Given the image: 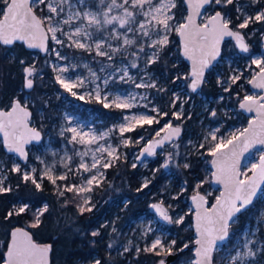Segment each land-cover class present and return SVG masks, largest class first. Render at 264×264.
Masks as SVG:
<instances>
[{
    "label": "snow or ice",
    "instance_id": "obj_1",
    "mask_svg": "<svg viewBox=\"0 0 264 264\" xmlns=\"http://www.w3.org/2000/svg\"><path fill=\"white\" fill-rule=\"evenodd\" d=\"M186 2L190 12L184 21L180 22L176 20L173 11L177 6L176 0H0V4L3 5L0 9V46H11L16 41H23L28 48H38L45 53L52 52L59 60H67L68 57L55 48L50 49L47 43L49 39L61 47L75 48L89 54L94 52L95 56L104 57L108 61H114L116 55L123 58L129 49H136L131 52L134 59L123 64L122 67L114 64L102 65L101 72L106 68H112V72L103 78L90 68V79L79 76L73 79L65 76L64 74L70 69L77 67L75 64L59 67L53 65V70L57 73L56 82L73 96L79 95L81 100L87 95L102 103L104 108L125 110L142 106L146 110L140 114L125 116L123 118L125 123L99 134L94 130L85 131L79 124L73 125L72 118L66 117L67 126L61 128L59 135L65 139L66 144L83 147L82 151H74V154L80 157L75 167L72 166L73 157L65 152L60 160L64 169L62 172L55 171V164H46L40 157H36L44 165L40 174L37 173L36 168L22 169L19 163L14 164L9 171L18 173L23 182H30L38 191L43 190L42 184L46 179L55 188V194L64 198L63 206L74 203L80 215L92 212L95 205L92 204V197L88 194L94 187L102 184L105 179L103 170L112 167L120 160L122 155L120 147L133 143L131 137H124V134L135 131L137 127L160 124L161 118L168 116L167 112H162L156 106L149 108L151 101L146 94L139 95L129 91L125 95H113L107 91L110 81L131 83L135 88L156 89L157 92L166 91L158 87L157 80L146 71V68L162 60L164 49L169 44V36L175 32L182 38L184 56L192 62L190 73L186 76L176 75L175 80L190 81L188 87L192 92H196L205 83L206 71L220 56V46L224 38L232 37L242 52H248L249 45L246 43L245 34L240 30L248 28L249 24L264 23V0H251L252 4L259 5L252 15H245L237 8L239 14L236 20L239 23L235 24L223 10L228 5H233L234 0H186ZM217 6L220 10H216ZM45 9L47 14H37L38 11L43 13ZM202 9H213V14L206 16L203 22L197 23V18L202 15ZM145 47L153 51L150 55L145 53V68L141 69L144 74L137 82L135 77L130 75L129 69L140 68L137 61L140 53L145 52ZM19 63L24 65L23 87L31 90L39 70L34 63H26L23 59ZM253 63L260 71L249 83L256 88L264 89V59L254 60ZM84 67L87 68L88 65ZM241 76L242 73L231 75L228 81L230 84H236ZM100 82L104 86L103 89ZM218 83L223 82L218 80ZM89 85L93 86L91 91L88 90ZM80 88L85 89L83 94L73 91ZM230 90V86L224 88L226 92ZM109 96H112L111 100ZM30 100V97L21 100L17 96L10 100L7 110L0 109V133L3 134V145L9 153H16L24 161L29 158L25 145L41 140L40 131L29 125L32 116L29 110ZM139 101L147 102L141 105ZM177 101H180V96L174 93L171 107H176ZM239 107L248 112L255 111L257 119L250 122L248 127L238 134L231 133L227 137L218 138L216 133L219 128H217L204 138L208 145L207 154L214 158L211 163L216 170L212 175L217 183L224 186V191L211 207H205L208 201L199 192L191 198L195 205V227L198 234V238L194 241L196 248L193 264H215L214 253L228 240L230 224L236 222L237 214L252 205L255 199L264 197V152L260 154L258 162L253 163L247 171H240V159L243 154L256 144L264 145V96L245 95ZM182 112L181 103L180 110L173 112L172 115L180 119ZM211 114L216 116L215 111ZM117 130L122 139L120 145L113 146L107 142V138ZM161 132L165 133L162 137ZM180 133V126L173 127L171 121H167L159 131L155 132L156 137L160 138L147 141L140 155L143 156L144 153L149 156L155 155L157 148H163L166 142L172 143ZM143 139L144 137L140 136L135 142L138 143ZM100 141L105 143L101 144ZM173 147L178 145L173 144ZM194 147L199 151L205 148V143ZM88 156L91 157L90 163L84 159ZM173 159V154L168 153L162 167L168 168ZM177 166H180L179 163ZM132 167L135 168L136 164L133 163ZM182 167L188 169L191 164L185 162ZM249 172L251 175L248 174ZM85 173L90 175L85 176ZM77 177L80 180L74 183L73 180ZM5 179V176L0 175V194L13 191L10 185H5ZM147 186L148 182L145 181L143 187ZM199 187L200 184H197L196 188ZM66 194L72 196L69 198ZM28 207L27 204H23L18 209L9 211L5 219L24 213ZM151 207L163 220L169 223H183V216L173 220L168 208L163 206V201ZM48 211L47 204L36 209L30 227H39L42 223L41 217ZM112 231H116L115 227ZM151 231L149 226L143 236L147 237ZM100 234L99 230L90 233L92 237H98ZM92 243L95 241L93 240ZM112 246V243L108 244L109 248ZM188 248L187 243L178 247L177 240L156 236L150 243H146L143 249L136 246L135 252L137 255L141 251L153 253L162 257L157 264H166V258L172 255L174 250L183 252ZM243 248L246 251L237 250L235 255L228 254L224 258V264H257L256 257L264 254V241L257 244L256 240H249L246 237ZM50 250V245L36 243L29 231L15 228L11 232L5 264H48ZM132 250L129 241V245L124 246L123 253ZM94 264H101V261L96 259Z\"/></svg>",
    "mask_w": 264,
    "mask_h": 264
},
{
    "label": "rangeland",
    "instance_id": "obj_2",
    "mask_svg": "<svg viewBox=\"0 0 264 264\" xmlns=\"http://www.w3.org/2000/svg\"><path fill=\"white\" fill-rule=\"evenodd\" d=\"M184 5V0H176V8L173 11L176 14V20L183 22L186 18V7L185 10L180 6V4ZM235 9L239 8L241 12L245 15H252L255 13L257 7L259 5L252 4L251 0H234ZM43 7V6H41ZM234 7V6H233ZM216 10H220L219 6H217ZM38 13V12H37ZM39 14V13H38ZM47 14V9L44 12H40L39 15ZM213 14V9H206L203 14L202 22L206 16ZM239 14V13H238ZM230 16V15H229ZM241 29L240 31H242ZM59 35V34H58ZM177 34L175 32L171 33L169 36V44L164 49V52L168 48H173L175 50L179 46H175ZM63 38V37H62ZM248 40L249 43V51L247 53L241 52L236 44L232 41H229L224 46L223 57L221 61L209 71L206 82H210L212 87L220 88L218 90L217 96H210L204 92L202 89L198 94H195L188 87L190 81L180 79L175 80L176 75L186 76L190 73V68L188 66V71H186L184 65L181 63V59L175 57L172 59L174 61V65L177 67L171 74H164L158 72L154 69L156 64L148 65L146 71L149 72L158 82V87H162L166 89L163 92H157L156 89H144V88H135L131 83L124 82H111L108 85L107 91H110L113 95H125L127 92L132 91L139 95H147L148 99L151 101L149 108L152 106L158 107L162 112H167L168 116L161 118L160 124H152L145 125L143 128L137 127L135 131L130 133H125L124 137H131L133 143L128 146L120 147V152L122 153L121 158L118 162H116L112 167L118 165L121 161H128L130 164H136V167L139 169V181L141 182L142 188H149L153 182V180L159 174H165L167 176V182L165 186L159 189V184L154 185V190L156 193L151 195L149 199V207L154 203H159L163 201V206L168 208L169 215L173 217L175 220L179 216H183V221L185 220L187 214L193 213L192 205L190 203V198L195 195L197 192H202L200 187L197 189V184H203L205 181L200 179L197 180L195 184L194 191L188 192V187L184 181H177L175 171L183 165V163L190 161L193 158L198 159V162H204L210 164L212 160V156L207 154V143L204 138L208 136V134L215 129L219 128V131L216 133L217 137H227L231 133H237L244 128L247 127L251 116H248L243 113L242 109L239 107L240 100H238V93H234L233 95L229 94L230 91L236 87L237 90H242L245 95H254L258 96L261 92H254L251 90L249 86V81L252 77L257 74L260 69L257 67L254 60L264 59V53L262 52V44L261 48L258 50H251L252 42ZM49 48H55L59 50L62 55L68 57L67 60H59L54 53H47V60L43 62L46 66L48 63L49 68L52 72V80L46 79L44 83V74L38 73V77L36 80H41V84H44L45 87H49L53 89L51 94L47 95V100L45 101V106L47 108H39L38 109V117L33 119V124L39 128L45 135L44 141L36 146H31L29 148L30 159L29 162L23 164L20 162L18 157L9 155L3 149L2 146V138L0 137V175L5 176L6 179L4 181L5 185H10L11 174H15V172L9 171L12 166L16 163H19L22 169H31L36 168L37 173L40 174L44 168V165L40 163V160H37L36 157H40L45 161L46 164H55V171L62 172L64 171L60 160L64 156L65 152L68 155L73 157L72 166L75 167L76 164L79 163L80 157L74 154V151H82L83 147L80 145H71L66 144V141L63 137L59 135L61 128L66 127V117L72 118L73 125L79 124L83 126L85 131L94 130L97 134L100 132H107L109 129H113L115 126L119 124L125 123V116H132L136 114H140L145 112L146 110L142 106L134 107L132 109H116V108H104L102 103L97 102L94 98H89L85 95V98L81 100L79 95L73 96L70 92L66 91L61 87L59 83L56 82L57 73L53 70V65L65 66L69 64H75L77 67L74 69H70L68 73H65V76L71 77L75 79L77 76L79 77H89V68L97 73L101 78L108 75V73L112 72V68H106L105 71L101 72L100 69L102 65L114 64L117 67H122L123 64L131 62L134 57L131 56V52L136 49L131 48L122 58L119 55H116L114 61H108L104 57L95 56V53H87L83 50L61 47L60 45H56L54 41L50 39ZM153 50L145 47V52L140 53L139 60L137 61L140 65L139 69H129L130 75L135 77L137 82H139L140 78L143 76V71L141 69L145 68L144 59L145 53L151 54ZM172 55V54H171ZM174 55V54H173ZM32 58L35 63L38 60V55L36 53H32ZM182 57V56H181ZM183 59V58H182ZM25 61L29 60L28 58L23 59ZM123 60V62H122ZM159 62V61H158ZM84 65H88V67H84ZM24 65L21 67L23 71ZM237 73H242L241 79L236 84H230L228 81V77L231 75H235ZM175 80V82H173ZM218 80L223 83H218ZM205 82V83H206ZM101 83V88L104 86ZM230 86V91H224L225 87ZM92 85H89L88 90H92ZM73 91H77L79 94H83L85 89H73ZM177 94L180 96V101H177L176 107H171L173 94ZM104 94L103 91L101 93ZM45 95L39 96V100L43 101ZM19 97V95H7L5 97H0V102L2 103L1 108L8 107L10 100L14 97ZM31 98L30 105L35 106L37 104L36 101L33 100L31 95H24L23 99ZM51 98V99H50ZM112 99V96H109V100ZM147 101H139V104L146 103ZM183 104V112L180 119H176L175 116L172 115L173 112L180 110V105ZM216 112V116H212V112ZM155 115V113H149ZM171 121L173 126H180L184 130V134L182 138L178 141H174L171 144H168L163 149L159 150L155 155H152L150 158L140 162V154L142 149L145 147L146 142L150 139H157L155 132L159 131L163 125L167 122ZM164 132H161V136ZM70 135V134H67ZM140 136H143L144 139L137 141ZM121 135L117 131H113L111 135L107 138V142L113 144V146L120 145ZM191 141V143H189ZM101 144L105 143V141H100ZM200 143H205L204 149H197L194 147ZM173 144L178 145V147H173ZM94 147V146H93ZM264 152V149H256L253 156L246 162L243 167V172L247 171L248 168L253 164L257 163L259 160L260 154ZM56 153V155H53ZM173 154V161L169 164L168 168H163L162 164L165 162L167 158V154ZM178 153V155H177ZM200 153H203L201 155ZM187 157V159H185ZM211 158V160H210ZM86 162H91V157L84 158ZM179 163V167L177 166ZM110 167V168H112ZM109 169V168H108ZM108 169H104L105 179L107 177ZM251 175V173H248ZM85 176L90 175L88 173L84 174ZM207 179L210 180L212 188H210L206 193H204L209 203H213L216 198H218L220 194V189L215 187L212 184V170L209 165L207 166ZM46 180V179H45ZM80 178L77 177L73 180L74 183L79 182ZM145 181L148 182L147 187H143ZM103 182L99 187L103 186ZM59 183V182H58ZM94 187L93 191L89 193L92 197V204L95 205L93 210L99 211L103 202L97 195V188ZM152 190L149 189L148 193ZM214 196V200L210 199V196ZM111 204L114 206H118V204L109 200ZM123 202H127L123 200ZM170 206V207H169ZM257 209L258 212H250L247 213L246 217L253 220V225L246 224L243 228V232L240 234V237L235 236L233 240H230L228 244L223 245L216 253H218L220 257V263L224 264V258L228 255H235L236 251H246V249H241V238L243 240L242 243H245V238L247 237L251 240L250 234L253 231H257V229L262 228L264 230V197L257 199ZM120 218V217H119ZM102 225H107L110 228L109 234L113 233L112 229L115 227L116 231L118 229L114 220H110L107 214H103L101 217ZM124 223V222H123ZM175 223H169L168 221L163 220L160 216H157L151 209L149 212L142 215L140 218L134 220L130 225L126 222L124 223L125 228L120 232H117V240L122 236L125 239L121 243H117L115 240V245L117 246L116 253L120 256L121 259H128L127 253H123L124 246L129 245V241H131V247L135 251V247L139 246L141 249L145 246L146 243H150L151 240L160 236L166 238L168 240H172L169 238V227L173 226ZM182 224V223H181ZM179 224V225H181ZM234 226L239 225V219L233 224ZM151 227L152 231L148 233V236H143V233ZM258 232V231H257ZM183 239V236L181 237ZM196 236L193 238V242L187 241L186 243L189 245L186 251H191L193 257L182 261L179 264H193L195 260V243ZM264 241V240H263ZM185 243V242H184ZM131 252V251H130ZM174 251L173 253H175ZM123 253V254H121ZM215 253V254H216ZM215 256V255H214ZM162 258V257H161ZM215 258V257H214ZM257 264H264V255L262 258L260 255L256 257ZM129 260H127V264Z\"/></svg>",
    "mask_w": 264,
    "mask_h": 264
},
{
    "label": "trees",
    "instance_id": "obj_3",
    "mask_svg": "<svg viewBox=\"0 0 264 264\" xmlns=\"http://www.w3.org/2000/svg\"><path fill=\"white\" fill-rule=\"evenodd\" d=\"M180 6L185 10L182 3ZM2 8L3 5L0 4V9ZM223 10L230 15L234 24L239 23L236 20L238 12L235 9V4L228 5ZM38 13L40 14L39 11ZM242 32L252 42L251 50L254 51L261 48L264 37V23L249 24L248 28L243 29ZM175 38V46L177 47L179 46L178 36H175ZM32 53L26 50L22 44H17L12 48L0 46V97L19 95L22 100L24 95H31L33 100L37 102L35 106L30 105L34 114L33 119H35L38 117L39 108L47 111L45 101L47 100V95L51 94L53 89L41 84L40 78L35 81V85L30 91L23 87L24 73L21 69L23 65L19 61L28 58L29 60L26 63L34 62ZM37 55L38 60L34 64L39 70L38 73L44 74V83L46 79L52 80V72L48 63L46 66L43 64L47 60V54ZM175 57L181 59V63L188 71V64L182 59L178 47L175 50L168 48L162 54V60L156 63L154 69L164 74H171L177 69L172 60ZM203 90L210 96H217L218 90L221 89L214 88L210 82H206ZM46 93L48 94L45 95ZM234 93H238V100H243L244 93L242 90H237L234 87L229 94L233 95ZM42 95H45V97L43 101H40L39 96ZM1 104L0 102V108ZM198 159L193 158L190 161L191 167L188 169L180 166L175 171V174L177 181L181 180L186 183L188 192L194 191L193 189L198 179L205 181L200 185V189L206 193L212 188L210 180L207 179V166L209 164L198 162ZM139 174V169L137 167L133 168L128 161H121L118 165L109 168L106 180L103 182L102 187L97 188L96 194V197H99L102 201L105 200V202H103L99 211L93 210L84 215L79 214L74 203H69L66 207L63 206L64 198L55 194V188L47 180L43 181V190L38 191L30 182H23L18 173L11 174L10 186L13 191L0 194V264L4 263L11 230L17 226L28 228L33 233L35 240L51 246L52 264H94L96 259H99L101 264H127V260H129L128 264H157L161 257L150 252L141 251L137 255L132 250L126 254L128 259H121L116 253V250H118L115 245L117 232L127 228H125V222L130 225L134 220L148 213L149 209H151L149 207V199L151 195L156 193V190L153 189L154 185L159 184L160 189L167 182V176L162 173L153 180L149 188L144 189L141 187V182L138 178ZM149 189L152 190L150 193H148ZM66 195L69 198L72 196V194ZM210 199L214 200V196L211 195ZM109 200L113 201L115 205L117 203L118 206L112 205ZM123 200L127 202H123ZM23 204L29 206L27 211L5 219L9 211H14ZM45 204L48 205L49 211L41 217V225L37 228H31L30 224L33 222L34 212ZM253 209L252 207L251 210ZM252 212L257 213L258 209ZM105 213L111 221L114 220L118 227L117 231L111 234H109V226L102 227L101 217ZM192 217L193 213H189L181 225L175 223L168 228L169 238L177 240L178 247H181L184 242H193L195 233L192 228ZM242 218L237 227L232 226L234 235L240 234L241 229L251 220L244 215ZM94 230H99L100 236L92 237L90 233ZM182 236L183 239L181 238ZM124 239L125 237L122 236L117 240V243H121ZM93 240L95 243H92ZM109 243L113 245L111 248L108 247ZM192 257V252L187 250L173 264H179ZM219 261L220 257L216 253L214 262L215 264H221Z\"/></svg>",
    "mask_w": 264,
    "mask_h": 264
},
{
    "label": "water",
    "instance_id": "obj_4",
    "mask_svg": "<svg viewBox=\"0 0 264 264\" xmlns=\"http://www.w3.org/2000/svg\"><path fill=\"white\" fill-rule=\"evenodd\" d=\"M184 6L186 7V11H187V13H186V17H187V15H188L189 12H190V9H189V7H188V4H187L186 0H184ZM205 11H206V9H202V10H201L202 15H201V17L197 18V23H201V22H202V17H203V14H204ZM37 14H38V13H37ZM38 15H39V14H38ZM242 33H243V32H242ZM243 34H244V33H243ZM177 36H178V42H179L180 55L182 56L183 60H185V62L188 64V66H189V68H190V71H191V68H192V62H191L187 57L184 56V54H183V41H182V38H181L178 34H177ZM245 40H246V37H245ZM229 41H232V42H234V43L236 44L235 40H234L232 37H225V38H224V40H223V42H222V44H221V46H220V56L217 58L216 61H213L211 68H210L208 71H206V73H205V82H206V80H207V76H208L209 71H210L211 69H213V68H214V67H215V66L221 61V59H222V57H223L224 46H225V44H226L227 42H229ZM47 43H48V46H49V44H50V39L48 40ZM246 43L248 44V41H247V40H246ZM17 44H22V45H24L25 49L28 50V51H30V52L37 53V54H42V55H46V54H47V53L41 51V50L38 49V48H37V49L28 48L27 45H26V43L23 42V41H16L13 45H11V46H5V47L12 48V47H14V46L17 45ZM248 45H249V44H248ZM236 46H237V45H236ZM237 47H238V46H237ZM238 49H239V48H238ZM239 50H240V49H239ZM240 51H241V50H240ZM241 52H242V51H241ZM262 52L264 53V37H263V39H262ZM244 53H246V52H244ZM256 76H257V74H255V75L252 77V79H253V78H256ZM252 79H251V80H252ZM34 85H35V82H34ZM204 85H205V83H204L203 85H201V87H200L196 92H193V93L198 94V93L203 89ZM249 86H250L251 90H253L254 92H261L257 97H259V96H264V89L256 88V87H254V86H253L252 84H250V83H249ZM25 89H26V88H25ZM26 90H27V91H30L29 89H26ZM241 102H243V100H242ZM241 102H240V103H241ZM0 109L7 110L6 108H0ZM241 109H242V108H241ZM29 110L32 112V116H31V118H30L29 125H30V127H35L38 131H40V133H41V140H40L39 142L33 141L32 143L25 145V150L28 152V157H29L27 161H24V160H23L22 158H20L16 153H9V152L6 150L5 146L3 145V134L0 133V137L2 138V146H3V149L7 152V154L18 157V159L20 160V162L23 163V164H26V163L29 162V159H30L29 148H30L31 146H36V145L41 144V143L44 141V138H45L44 133H43L39 128H37V127L33 124V116H34V114H33V111H32V109H31L30 107H29ZM242 111H243L244 114H246V115H248V116H251V119L249 120L248 125H249L250 122H252L253 120L257 119L256 112H255V111H253V112H248V111H246L245 109H242ZM248 125H247V127H248ZM173 127H176V126H173ZM247 127H246V128H247ZM183 134H184V130H183V128L181 127V133H180V136H179L178 138H174L173 141H172V143H173L174 141H178V140H180V138H182ZM164 135H165V133H164L162 136H164ZM162 136H161V137H162ZM159 138H160V137H159ZM159 138H157V139H159ZM168 144H171V143H167V142H166L165 145L163 146V148L166 147ZM163 148H157V149H156V153H157L159 150L163 149ZM261 148L264 149V145L256 144L254 147L250 148L249 151H247V152H245V153L243 154V156H242L241 159H240V171H241V172H243V167L245 166L246 162H247V161L253 156L254 151H255L256 149H261ZM150 157H151V156H149L147 153H144L143 156L140 155L139 161L142 162V161H144V160H146L147 158H150ZM213 159H214V158L212 157V160H213ZM212 160H211V161H212ZM209 167H210V169L212 170V173H214L216 169H215V166H214L211 162H210V164H209ZM212 184H213L215 187H217V188L220 189V194L224 191V186H223L222 184H220V183H217V182L215 181V178H214L213 175H212ZM199 194H200V195H203V196L205 197V199L208 201V198H207V196H206L204 193L199 192ZM220 194H219V196H220ZM219 196H218V197H219ZM191 198H192V197H191ZM191 198H190V203H191V205H192V210H193V217H192V220H193V226H192V228H193V230H194V233H195V236H196V239H197V238H198V234H197V232H196V227H195V224H196V221H195V205H194V203H193V201H192ZM255 201H256V199L254 200V202H255ZM254 202H253V203H254ZM214 203H215V201H214ZM214 203H213V204H214ZM154 204H155V203H154ZM213 204L210 205V203H209V201H208V204L205 205V207H211ZM152 205H153V204H152ZM250 206H251V205H250ZM250 206H248L247 209H249ZM150 208H151V210H152L157 216H159V214L156 212V210H155L154 208H152L151 206H150ZM247 209H245L244 211H246ZM244 211H242V212H244ZM242 212H241V213H242ZM241 213L237 214V216H239ZM232 224H233V223H232ZM232 224H230V227H231ZM15 228H24L26 231H29V232H30V234L32 235L33 240H34L36 243H38V244H40V245H46V244L39 243L37 240H35L33 233H32L31 230H29L28 228L23 227V226H17V227H15ZM15 228H13V229L11 230V232H12ZM229 238H230V228H229V237H228V240L225 241L223 245H225V244L229 241ZM10 241H11V233H10V239H9V242H8V245H7V249H8V246L10 245ZM194 247L196 248V245H195ZM185 252H186V250H184L183 252H175V253H173L172 255L168 256V257L166 258V264H173V263H174V262H175V261L181 256V255H183ZM6 253H7V250H6V252H5V259H4V263H3V264H5V261H6ZM51 253H52V250H50L49 255H48V264H52V254H51ZM194 254H195V251H194ZM214 255H215V253H214ZM214 257H215V256H214Z\"/></svg>",
    "mask_w": 264,
    "mask_h": 264
},
{
    "label": "flooded vegetation",
    "instance_id": "obj_5",
    "mask_svg": "<svg viewBox=\"0 0 264 264\" xmlns=\"http://www.w3.org/2000/svg\"><path fill=\"white\" fill-rule=\"evenodd\" d=\"M242 32V31H241ZM246 37V36H245ZM246 40H247V38H246ZM248 41V40H247ZM249 44V43H248ZM249 48H250V46H249ZM247 53V52H246ZM255 152V151H254ZM214 203V202H213ZM212 203V204H213ZM210 205H211V203H210ZM252 207L254 208L253 210H251L252 209ZM258 207H257V199H256V201L250 206V208L249 209H247L246 211H244V212H242L239 216H238V219H239V223H240V221L243 219L242 218V216L244 215V216H246L247 215V213H250L251 211H254L255 209H257ZM253 221V220H252ZM251 220H250V222H249V224H251V225H253V222H252ZM247 222V223H248ZM246 223V224H247ZM234 224V223H233ZM231 225V227H230V238H229V241L230 240H233V238L235 237V236H237V237H240V234L243 232V228L246 226V224H245V226L241 229V232H240V234H238V235H234L233 234V232H232V226H234V225ZM250 237H251V240H256L257 241V244H259V242H261V241H263L264 240V230H262V228H260L259 229V231L257 232H255V231H253L252 232V234H250ZM241 240V246H240V248L241 249H243V245H244V243H242L243 242V240H242V238L240 239ZM229 241L226 243V244H228L229 243ZM260 255V257L262 258V256L264 255V254H259Z\"/></svg>",
    "mask_w": 264,
    "mask_h": 264
}]
</instances>
